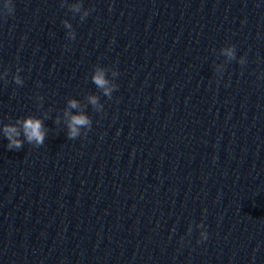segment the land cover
I'll list each match as a JSON object with an SVG mask.
<instances>
[{"label":"clouds","instance_id":"clouds-1","mask_svg":"<svg viewBox=\"0 0 264 264\" xmlns=\"http://www.w3.org/2000/svg\"><path fill=\"white\" fill-rule=\"evenodd\" d=\"M66 5L68 10L73 14H80V19L83 21L90 13L91 9L83 8L82 0H77L74 4H69L68 0H62V6ZM15 12L14 0H2L0 2V21H7L10 16H13ZM63 25L66 29H69L67 36L69 39H75V31L73 26L68 20L63 21ZM222 56L226 58L227 61H232L237 59L236 48L234 45H229L220 49ZM238 63L244 65L246 63L245 57L241 56ZM21 69L16 70V74L13 76V80L17 85L23 84V79L19 75ZM216 70L218 73H222L224 70L223 65H217ZM110 70L101 67L99 65L95 66L94 71L91 76V80L94 85L101 90L105 97L111 99L112 93L117 89L118 85L114 82V78L118 76V72L111 70V76L113 79H109L108 72ZM7 77V72H4L0 79ZM87 102L92 106V108L100 112L103 110V104L100 102V98L97 95L89 94L87 97ZM77 110L73 113L71 110ZM64 122L67 127L68 139H76L82 135L87 134V131L92 127L91 118L85 113L81 108V105L77 99H69L67 102V107L63 113ZM57 123L60 122L59 117H57ZM3 136L7 139V148L9 150H20L24 143L33 144L35 146L43 145L45 142V137L47 129L44 127L43 119L28 115L23 118H18L14 123L3 124L2 128ZM198 228L203 229V223L197 225ZM191 231V229H189ZM201 239H207V232L201 231Z\"/></svg>","mask_w":264,"mask_h":264}]
</instances>
